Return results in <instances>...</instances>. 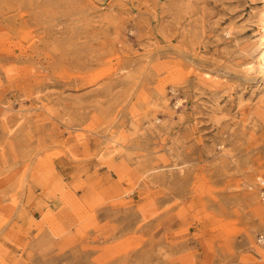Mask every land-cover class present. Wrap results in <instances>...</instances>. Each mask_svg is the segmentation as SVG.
Masks as SVG:
<instances>
[{
  "label": "rangeland",
  "instance_id": "374dc122",
  "mask_svg": "<svg viewBox=\"0 0 264 264\" xmlns=\"http://www.w3.org/2000/svg\"><path fill=\"white\" fill-rule=\"evenodd\" d=\"M263 6L0 0V264H264Z\"/></svg>",
  "mask_w": 264,
  "mask_h": 264
},
{
  "label": "bare ground",
  "instance_id": "6f19581e",
  "mask_svg": "<svg viewBox=\"0 0 264 264\" xmlns=\"http://www.w3.org/2000/svg\"><path fill=\"white\" fill-rule=\"evenodd\" d=\"M252 47H254L253 50H257H255V52L257 53L254 57H252V59L245 62L244 70H247L249 72H257L262 77H264V6L261 8L259 13L257 34Z\"/></svg>",
  "mask_w": 264,
  "mask_h": 264
},
{
  "label": "crops",
  "instance_id": "0c3cea01",
  "mask_svg": "<svg viewBox=\"0 0 264 264\" xmlns=\"http://www.w3.org/2000/svg\"><path fill=\"white\" fill-rule=\"evenodd\" d=\"M64 160L66 159H63V158H58L56 159V164L58 165V169L61 171V172H64V166L62 165V162H64ZM67 161V160H66ZM69 166V164H68ZM41 200H43L44 202L46 203H49L50 205L53 203V201L51 200V198H46L44 194H40L39 193H35V194H32V195H29L27 198H26V203H27V207H29V213L34 215V216H38L40 214V212L43 210V207H40V203H41ZM2 239L0 238V244H4V245H11V243H8V241H4V243H2Z\"/></svg>",
  "mask_w": 264,
  "mask_h": 264
},
{
  "label": "built area",
  "instance_id": "2783aa9c",
  "mask_svg": "<svg viewBox=\"0 0 264 264\" xmlns=\"http://www.w3.org/2000/svg\"><path fill=\"white\" fill-rule=\"evenodd\" d=\"M249 188L256 190L257 195L260 199L264 200V176L255 175L254 179L248 183ZM257 243L264 246V228L257 233Z\"/></svg>",
  "mask_w": 264,
  "mask_h": 264
}]
</instances>
